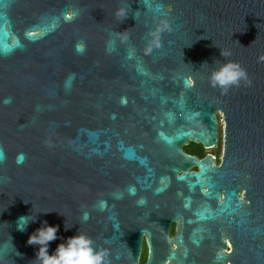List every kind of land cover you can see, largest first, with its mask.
Wrapping results in <instances>:
<instances>
[{"label": "water", "instance_id": "water-1", "mask_svg": "<svg viewBox=\"0 0 264 264\" xmlns=\"http://www.w3.org/2000/svg\"><path fill=\"white\" fill-rule=\"evenodd\" d=\"M262 54L264 0H0V264H39L43 221L50 254L81 233L104 264L142 239L143 264H264ZM229 61L248 79L225 93ZM217 114L215 168L181 146H215Z\"/></svg>", "mask_w": 264, "mask_h": 264}, {"label": "clouds", "instance_id": "clouds-1", "mask_svg": "<svg viewBox=\"0 0 264 264\" xmlns=\"http://www.w3.org/2000/svg\"><path fill=\"white\" fill-rule=\"evenodd\" d=\"M116 15L124 17L125 11L120 9ZM70 18H72L71 15ZM165 29H168L167 23L157 26L155 31L149 33L152 39L149 41L148 52L152 50L153 46L156 48L161 46L160 33ZM126 38L124 37V39ZM78 50H82V46H78ZM228 55L230 53L220 50V56ZM259 60L264 61V54L259 57ZM247 79L246 71L238 63L229 61L211 73L210 83L214 87L219 86L226 93L229 87L239 86L241 80L246 81ZM27 217L22 216L19 221L26 220ZM34 220L31 222H34ZM29 223L23 229L18 227V230L25 231ZM58 230V225L51 226L47 221H43L41 227L29 235L27 244L37 249L34 260L38 261L39 264H104L106 252L94 250L92 240L81 233L68 237L64 242L58 244L55 251L50 254L49 245L50 242L58 239Z\"/></svg>", "mask_w": 264, "mask_h": 264}, {"label": "flooded vegetation", "instance_id": "flooded-vegetation-1", "mask_svg": "<svg viewBox=\"0 0 264 264\" xmlns=\"http://www.w3.org/2000/svg\"><path fill=\"white\" fill-rule=\"evenodd\" d=\"M216 121H217L218 140L215 146L205 147L201 144L189 142L185 145H182L181 150L187 156L197 158L200 161L205 160L207 158H211L212 162H210V164H213L215 168H218L222 163L224 141L220 140L219 121L217 119V115H216ZM188 171L196 172L197 171L196 165H193ZM180 174H182V171L178 173V175ZM222 192L223 190H221L219 193V199L223 198ZM193 197L199 198L201 196L199 194H195ZM237 198L239 200H244L242 190L237 191ZM244 202H248V200H244ZM211 203L213 204V206L215 205V201H212ZM176 230H177V222L174 221L170 224V227H169V239H172L174 237ZM143 247L145 249L144 252H143L144 250ZM174 247L175 245L173 244V248ZM227 251L229 252L228 243H227ZM145 258H146V246L144 243V239H142L141 249H140L139 257H138V264H143L145 261Z\"/></svg>", "mask_w": 264, "mask_h": 264}, {"label": "rangeland", "instance_id": "rangeland-1", "mask_svg": "<svg viewBox=\"0 0 264 264\" xmlns=\"http://www.w3.org/2000/svg\"><path fill=\"white\" fill-rule=\"evenodd\" d=\"M217 119L219 121V131H220V140H223V128H224V123L222 122V116L221 114H217ZM144 249V247H143ZM145 249L143 250V252Z\"/></svg>", "mask_w": 264, "mask_h": 264}, {"label": "snow or ice", "instance_id": "snow-or-ice-1", "mask_svg": "<svg viewBox=\"0 0 264 264\" xmlns=\"http://www.w3.org/2000/svg\"><path fill=\"white\" fill-rule=\"evenodd\" d=\"M70 15H71V14L68 15V18H70Z\"/></svg>", "mask_w": 264, "mask_h": 264}]
</instances>
